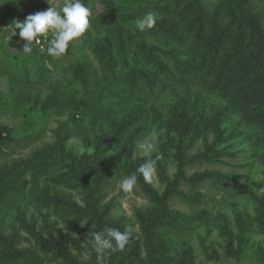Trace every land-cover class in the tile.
Here are the masks:
<instances>
[{
    "label": "trees",
    "instance_id": "obj_1",
    "mask_svg": "<svg viewBox=\"0 0 264 264\" xmlns=\"http://www.w3.org/2000/svg\"><path fill=\"white\" fill-rule=\"evenodd\" d=\"M6 7V17H16L21 22L28 15L21 13L25 7L33 6L30 14L44 11V0H0ZM91 9V28L95 31L90 51L95 65L85 61L64 64L63 71L85 89H91L86 102L77 100L72 94L69 99L65 91L55 88L43 101L25 93L4 98L21 90L29 81L42 84L46 81V69L35 62L33 70L15 62L9 48L16 47L17 38L0 46L1 58L9 55L0 67V107L16 112L24 120L19 132L0 125V264H46L48 255H61L65 264H168L165 254L168 246L160 241L166 229L182 226L195 228V222H205L207 212H201L193 221L175 214L168 209L167 201L179 195L189 206L201 205L198 193L182 192V183L190 188L208 183L219 191L243 186L246 178H235L230 174L204 170L186 176V167L195 162L216 164L211 153L217 150L219 137L196 160L183 157L187 140L199 138L207 131L220 130L229 113H238L241 120L255 130L243 133L253 147L255 156L259 148L264 149V0H81ZM260 5V6H259ZM154 13L157 21L152 29L138 31L135 21L147 13ZM19 30L17 29V33ZM36 48H43V41L50 35L42 36ZM50 37V38H49ZM90 38V35H88ZM89 41V40H88ZM87 41V43H88ZM8 47V48H6ZM18 47V46H17ZM4 59V58H3ZM195 86L199 90L217 95L226 102V113L211 106L212 113L205 116L207 104H202V113L186 105L175 107L164 123L165 131L176 139L177 174L169 182L163 194L157 193L137 173V186L151 208L136 212L140 236L133 232L123 251H106L99 259L95 251L88 252L91 260L81 262L65 253L57 242L43 238L35 228V221L28 223L23 205L52 209L61 217L72 219L74 227L84 220L96 232L106 227L125 231L121 222L109 217V204L102 206V188L114 177L121 178L136 171L144 160L133 159L131 151L136 138L141 134L151 116H158L153 101L177 87ZM94 96L96 106L89 103ZM203 102L205 100L203 99ZM26 106V108H24ZM52 114L65 115L68 122L75 123L78 115L90 114L91 131L98 130L94 155L83 154L81 158H70L63 146L68 129H62L60 143L45 145L27 158H12L19 149L34 144L39 138L38 124ZM36 116V117H35ZM243 122V123H244ZM64 126V124H60ZM88 130H84L83 138ZM222 133V132H221ZM228 139V138H227ZM214 157H211V156ZM70 160V161H69ZM223 165L229 166L227 162ZM61 170H65L62 172ZM40 182H51L53 195L38 194ZM258 195L249 193L250 201L258 206V216L249 218L237 211L235 220L243 236L252 228L264 235V183H257ZM60 187L74 191L82 205L72 199V193L61 192ZM48 192V191H47ZM12 216L17 223L9 226L10 233L4 232L7 219ZM47 224L48 221L44 220ZM21 229L25 238L19 234ZM28 237V238H27ZM29 238L34 241L31 243ZM22 241L29 242L26 248ZM60 250V251H59ZM87 250V249H85ZM146 251L147 261L142 254ZM232 263L240 264L243 253L235 250L229 241L225 248ZM191 256L177 264H192Z\"/></svg>",
    "mask_w": 264,
    "mask_h": 264
},
{
    "label": "rangeland",
    "instance_id": "obj_2",
    "mask_svg": "<svg viewBox=\"0 0 264 264\" xmlns=\"http://www.w3.org/2000/svg\"><path fill=\"white\" fill-rule=\"evenodd\" d=\"M65 2L66 0H44V10L50 6L56 7L59 10ZM1 4L0 46L2 47V45H7L8 40L17 38L18 33L16 29V34L14 35L12 26V22L17 19V16L8 19L6 17L7 9L3 6L2 2ZM32 9V5L25 7V9L20 11V14H26L28 12L29 15ZM46 35H50L51 37L50 33ZM88 35H90V38H88ZM94 37L95 31L89 24L86 32L71 41L67 51L60 57H53L47 54L48 39L42 42L43 48H36L32 45L33 51L31 54L22 53V48L27 44V41H23L22 39L18 40L16 47L8 49L15 56V61L11 62V64L18 62L25 65L28 69L33 70L35 62H37L42 69L48 71L46 73L47 78L42 84H35L33 81H29L25 85L22 84L21 90L18 89L14 94L8 95L3 92L5 87L0 85V91L4 94L3 97L5 99H11L16 94L25 93L33 98L38 96L39 100L43 101L55 88L61 87L60 89L65 91L66 99H69V94H72L77 100L83 102L88 101L89 95H91V89H85L79 83H73L72 77L64 73L63 67L64 64L71 60L79 64L88 61L95 65L93 53L90 51ZM39 38L43 39L42 36ZM8 57L9 55H5L2 58L0 56V67H2L5 59H9ZM91 98L93 101L90 100L89 103L96 106L107 104L105 100L98 102L93 95ZM203 99L205 102H203ZM0 104H2L1 101ZM183 104L191 110H198L199 113H202V104H207L209 107H206L207 112L205 116H210L212 113L211 106L216 107L221 113H226L228 109L226 102L217 95L199 90L195 86L189 88H174L173 91L167 92L153 101L152 106L158 111L159 115L148 118L144 129L134 142L130 155L133 159H142L144 161L149 158L154 159L158 155L160 156V159L157 161L156 176L152 183H148L160 195L164 193L168 183L174 180L178 171V163L176 161L177 146H175L176 139L168 134L163 126L172 110ZM11 109L8 111L0 107V125L13 128V132L17 133L20 131L24 120L17 116L16 112ZM89 115H78L76 122L72 123L68 122L65 115L52 114L47 120L39 122L38 129L40 133L38 140L28 147L19 149L11 159L20 157L27 158L45 145L59 144V139L63 132L62 129L65 130L66 127L68 129V137L64 140L63 146L69 157L72 159L81 158L83 154L95 156L98 153L96 150V136L100 132L98 130L91 131L89 120H91L92 116ZM225 117L227 118L219 126L220 130L218 132L212 133L207 131L205 134L200 135L199 138L187 140L183 149V157L185 159L196 160L206 149H210L216 137H219L217 145L213 146L217 151L211 154L224 157L219 159L212 155L211 157H214L213 160L215 162L221 161L211 165H202L201 162H195L192 167H186L184 174L188 177L204 170L217 171L222 174L227 173L233 175L237 179L239 177L246 178V183L242 187H236L238 184L236 183L233 188H228L226 192L219 191L208 183L199 184L193 188H190L184 183L181 184L180 191L200 194L201 205H185L186 203L180 200L179 195H177L167 201L168 209L175 214L189 219L190 222L201 212H207V216L205 222L202 224L195 222L196 225L199 224L195 228L182 226L166 229L162 233L163 237L160 241L165 242L168 246V252L164 258L168 264H177L178 261L184 260L185 255L191 256L192 264H237L232 263L226 254L225 248L229 241H231V245L235 250H240L243 253L240 264H264V235L257 233L256 229L252 228L248 231V235L243 236L235 220L237 211L243 215H248L250 219L258 216V206L253 201H250L248 194L254 193L258 195L256 184L264 183V149L259 148L257 150V154L261 155L260 158L255 156L252 152L253 147L244 138L243 133L238 135V133L233 131L237 129L235 127L239 128V132H252L255 130L252 126H249L241 120L237 112L229 113ZM60 124H64L65 127L60 126ZM88 129L89 131L86 132L88 139H84L82 134L84 130ZM141 142H151L155 145L150 157L145 156L138 150L137 146ZM221 162H227L230 165L226 166ZM61 171L65 172V170ZM122 178L114 177L111 182L102 188L104 194L102 206L109 204V217L121 222L125 230H130L140 236L141 232L136 212H147L151 208V204L141 194L137 185L132 192H123L119 187V182ZM60 188L63 193H72V199L78 205H82L80 197L74 191L65 187ZM38 194L53 195L52 183L47 182L46 184L40 182ZM23 209L25 210V217L28 223L31 224V219H34L36 230L41 232L45 240L51 237L52 240L57 242V246L64 247L65 253L76 257L81 262H89L91 260L90 256H85L84 253L94 251L92 235L96 231L92 225L87 226L84 220L81 224L74 227L72 219L55 214L46 205L37 208L36 204L31 205L28 203L23 205ZM44 220L48 221V223L45 224ZM12 224H15L19 228L12 216H10L4 227L6 234L10 233L9 226ZM19 234L22 239L26 236L21 229H19ZM29 240H31V243L34 242L31 238ZM29 245V242L22 241L20 247L26 248ZM48 258L50 260H46V264H65L61 255H48ZM141 258L147 261L146 251H143Z\"/></svg>",
    "mask_w": 264,
    "mask_h": 264
},
{
    "label": "clouds",
    "instance_id": "obj_3",
    "mask_svg": "<svg viewBox=\"0 0 264 264\" xmlns=\"http://www.w3.org/2000/svg\"><path fill=\"white\" fill-rule=\"evenodd\" d=\"M91 9L81 0H66V2L57 10L50 6L44 11H37L29 14L21 22L14 20L12 22L14 35L18 29V35L27 44L22 48L23 54H31L32 44L39 43V37L51 34V39L47 44V54L53 57L62 56L68 49L69 43L75 38L82 36L89 27V17ZM157 21L154 13H147L142 18L135 21V27L138 31L152 29ZM138 150L145 156L150 157L155 145L151 142L138 144ZM156 158L146 159L139 165L135 172L123 177L119 182L120 189L125 193L133 191L138 181L139 173L146 183H152L156 176L157 161ZM260 191L264 192V189ZM131 231H120L119 229L106 227L102 232H95L92 235L93 248L97 253L98 259L106 251H123L131 238ZM85 256L88 253H84Z\"/></svg>",
    "mask_w": 264,
    "mask_h": 264
}]
</instances>
